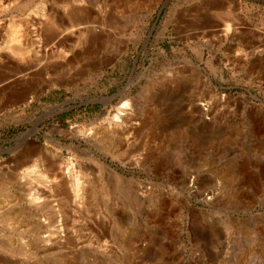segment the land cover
I'll use <instances>...</instances> for the list:
<instances>
[{"label": "rangeland", "instance_id": "374dc122", "mask_svg": "<svg viewBox=\"0 0 264 264\" xmlns=\"http://www.w3.org/2000/svg\"><path fill=\"white\" fill-rule=\"evenodd\" d=\"M164 2L0 0V264H264V0Z\"/></svg>", "mask_w": 264, "mask_h": 264}, {"label": "bare ground", "instance_id": "6f19581e", "mask_svg": "<svg viewBox=\"0 0 264 264\" xmlns=\"http://www.w3.org/2000/svg\"><path fill=\"white\" fill-rule=\"evenodd\" d=\"M52 21L53 22H55L54 21V19H52ZM69 26H70V29L71 28H75V26H79V23L80 22H77V20H74L73 18H70L69 19ZM68 26V25H67ZM66 27V26H65ZM87 28V27H86ZM66 29V28H65ZM25 34V33H24ZM9 41L11 42V43H13V44H16V46H14V47H7V49L11 52V53H13V54H15V55H17V56H22L23 55V53L25 52V50H26V44L24 43V42H20V40H21V30L17 27V26H13V27H11V29H10V31H9ZM9 42V43H10ZM11 45V44H10ZM6 49V50H7ZM45 50V49H44ZM8 51V52H9ZM128 105L126 104V102L125 103H123L122 104V106L120 107L121 109H118L116 112H115V114L113 115V117H112V119H113V121H115L116 123H114L113 124V126L115 125V126H121L122 125V123H127V121L125 120V118L124 117H126L127 116V112H126V107H127ZM126 127V126H125ZM25 136H29L30 135V131L29 132H27L26 134H24ZM60 175V174H59ZM62 178V177H61ZM78 184H76V193H77V191H78Z\"/></svg>", "mask_w": 264, "mask_h": 264}, {"label": "water", "instance_id": "95a60500", "mask_svg": "<svg viewBox=\"0 0 264 264\" xmlns=\"http://www.w3.org/2000/svg\"><path fill=\"white\" fill-rule=\"evenodd\" d=\"M167 2H168V0H165V2H164V4H163V7L166 6Z\"/></svg>", "mask_w": 264, "mask_h": 264}]
</instances>
